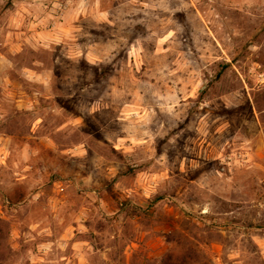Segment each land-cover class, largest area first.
Segmentation results:
<instances>
[{
	"label": "rangeland",
	"instance_id": "rangeland-1",
	"mask_svg": "<svg viewBox=\"0 0 264 264\" xmlns=\"http://www.w3.org/2000/svg\"><path fill=\"white\" fill-rule=\"evenodd\" d=\"M15 1L0 264H161L178 234L208 264H264V0H100L108 20L37 49Z\"/></svg>",
	"mask_w": 264,
	"mask_h": 264
},
{
	"label": "crops",
	"instance_id": "crops-1",
	"mask_svg": "<svg viewBox=\"0 0 264 264\" xmlns=\"http://www.w3.org/2000/svg\"><path fill=\"white\" fill-rule=\"evenodd\" d=\"M87 1L88 3L92 1V5L87 4L84 9L79 2L85 0H17L11 13L20 22L27 23V27L20 29L22 36L30 47L37 49L70 38L77 28L76 22L85 12L96 20H108L107 10L94 8V3L100 0ZM26 70L30 71L28 76L34 80L47 76L44 70H38L39 72L27 68Z\"/></svg>",
	"mask_w": 264,
	"mask_h": 264
},
{
	"label": "trees",
	"instance_id": "trees-1",
	"mask_svg": "<svg viewBox=\"0 0 264 264\" xmlns=\"http://www.w3.org/2000/svg\"><path fill=\"white\" fill-rule=\"evenodd\" d=\"M173 233H176L173 231ZM176 235V234H175ZM181 234H178L177 246L179 250H176V247H171L160 260L161 264H208L207 259L202 255L199 248L189 241L185 237H181ZM169 235V242H173L174 238Z\"/></svg>",
	"mask_w": 264,
	"mask_h": 264
}]
</instances>
